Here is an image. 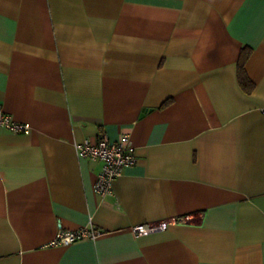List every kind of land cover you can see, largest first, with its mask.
Returning a JSON list of instances; mask_svg holds the SVG:
<instances>
[{
  "label": "crops",
  "instance_id": "crops-1",
  "mask_svg": "<svg viewBox=\"0 0 264 264\" xmlns=\"http://www.w3.org/2000/svg\"><path fill=\"white\" fill-rule=\"evenodd\" d=\"M0 109V264H264V0H0ZM121 134L101 197L75 143Z\"/></svg>",
  "mask_w": 264,
  "mask_h": 264
},
{
  "label": "built area",
  "instance_id": "built-area-1",
  "mask_svg": "<svg viewBox=\"0 0 264 264\" xmlns=\"http://www.w3.org/2000/svg\"><path fill=\"white\" fill-rule=\"evenodd\" d=\"M0 127L12 132H29L28 123H17L10 119L0 109ZM75 150L79 157L101 162V169L94 183V189L101 197L113 194V181L121 174L124 168L134 164V147L128 134H121L116 141H109L105 136L96 141L84 139L75 143ZM189 220V215L171 217L157 222L139 223L131 226L134 235H142L165 228L168 223ZM101 233L92 226H85L75 230H59L51 244H69L82 238H95Z\"/></svg>",
  "mask_w": 264,
  "mask_h": 264
},
{
  "label": "trees",
  "instance_id": "trees-1",
  "mask_svg": "<svg viewBox=\"0 0 264 264\" xmlns=\"http://www.w3.org/2000/svg\"><path fill=\"white\" fill-rule=\"evenodd\" d=\"M247 52H242L241 53V57H240V62H239V67H238V76H239V80L240 83L243 85V87L250 89L252 87L251 82L247 79L244 69H243V63L244 60L247 57Z\"/></svg>",
  "mask_w": 264,
  "mask_h": 264
}]
</instances>
